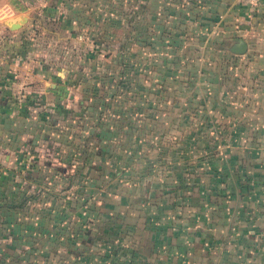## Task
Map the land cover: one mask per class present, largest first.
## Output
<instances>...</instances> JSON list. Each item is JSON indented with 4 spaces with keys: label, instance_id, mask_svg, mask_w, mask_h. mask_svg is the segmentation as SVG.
<instances>
[{
    "label": "crops",
    "instance_id": "obj_1",
    "mask_svg": "<svg viewBox=\"0 0 264 264\" xmlns=\"http://www.w3.org/2000/svg\"><path fill=\"white\" fill-rule=\"evenodd\" d=\"M34 5H52L51 18L94 21L89 34L101 29L97 21L122 19L118 10L128 5H141L135 8L137 20L143 19L149 33L158 18L167 22L175 16L176 22L189 23L186 36L197 43L173 44L175 79L178 70L182 73L180 57L188 52L193 75L220 84L218 93L213 83L206 90L210 98L215 93L212 100L219 107L199 116L209 118L210 133L224 135L217 148L238 150L240 157L234 162L229 152L221 157L232 164L222 174H191L193 185L186 192H168L148 174L122 170L107 176L108 157L81 139L97 125L89 126L92 116L70 110L76 105L66 101L70 77H57L54 63L40 62L30 48L18 50L26 23L13 30L2 25L19 22L14 19L19 15L35 21ZM181 25L177 32L184 36ZM237 38L244 41L241 52L233 50ZM174 96L175 104L183 101ZM72 112L81 118H72ZM153 115L167 118L168 109ZM112 129L120 131L116 125ZM233 131L241 134L237 143L229 140ZM104 145L100 139L98 146L106 150ZM82 149L87 158L77 155ZM113 153L112 160L119 159L121 148L117 145ZM82 158V170L65 173L66 162L78 169ZM89 196L93 227L86 232L76 215L81 197ZM184 196L186 205L178 199ZM94 245L111 247L108 264H264V0H0V264H70ZM91 256L107 264L100 255Z\"/></svg>",
    "mask_w": 264,
    "mask_h": 264
},
{
    "label": "rangeland",
    "instance_id": "obj_2",
    "mask_svg": "<svg viewBox=\"0 0 264 264\" xmlns=\"http://www.w3.org/2000/svg\"><path fill=\"white\" fill-rule=\"evenodd\" d=\"M37 6L38 5H34L33 8H31V12L36 16L35 21L27 20L26 22H23V24L26 23V33L22 36V38H19L18 35V38L21 39L19 41L20 44H16L18 50H20V48L22 49V47L24 48L23 50H26V48H30L31 50L29 51L32 52V54L30 55H34L35 58H38L40 62L45 63L47 61H51V63H54L55 66L53 68V72H55V75L57 77H60L62 75L70 77V81L73 84L72 86H70V91H72V98L76 99L75 92L80 93L83 98H87L88 103L86 106H84L82 113L85 112L88 116H92L94 118L96 115V111L98 112L101 108V100L95 95V90L100 88V80L102 78L100 77V75L98 76V78H95V76H89L90 71L86 69L81 70L79 69L78 65L84 64V62H86L85 66L87 67V65H89L93 59H99V54L105 51V44L113 42L120 38L124 31L125 33L129 32L127 31V28L124 27L125 21L122 19L123 25H121L119 21L112 22L108 19H105L101 22L97 21V25H99L101 29L99 31L97 30L96 34H89L87 33L88 29L92 26L94 21L90 20L83 22H74L65 20L64 18L60 17L57 18L56 16L51 18L48 16V13L52 12V5L49 6V9L45 8L47 5L43 6L42 8H40V6ZM170 6L173 7L172 11H174L176 7L174 2L171 3ZM111 9L112 14H115L116 12L113 9L117 10V6L113 5L111 6ZM41 10L47 14V18L39 17V15L41 14ZM176 20L177 19L175 18V16H173L172 21H160V19L158 18V21L153 22L152 31L156 33V35L155 41L152 40L154 41L152 44V48L148 52L150 61L147 67L145 66L143 70L137 73L139 81H142L143 84L145 83V89L147 90L148 99H151V101L148 102V105L146 103L149 111L145 112H150L151 116H147L150 121H148V119L146 118L145 126L146 129L147 127L151 130L153 128V132H146L145 136L147 138V141H139L141 144H143L144 147L141 150L144 151H141V154L139 151H137V154L129 156L127 160L130 161V166L125 168L124 170H127L126 172L130 171L134 175L139 174L141 176H144L145 174H148L152 177L154 176L153 178H155V182L157 181L156 183L159 182V185H166L169 188L168 192L171 191L170 189H172V186L176 185L175 182L179 181L178 185L176 187H173L172 190H175L177 188L181 189L182 192H186V190H191V186L193 185L191 181V174L197 173L198 175L206 177L211 173L209 170L212 169L227 171L232 167V164L228 165L227 163L225 164L223 162L217 164L216 156L224 157L229 152L233 159L232 162H234L236 161L234 159H237V155L240 153L235 149L227 151L226 153L223 148L216 149V140H220V134H218V132L210 133L209 128H211V124L208 120L209 118H203L202 116H199V114L202 113V111H206L207 108L212 107L210 109L216 110L219 105L215 100H212L214 99L215 94L213 91L211 92V98L210 96H207L206 93L207 88H210L213 82H210L207 77L205 78L204 76H200V78L199 75H193L192 72L194 71L192 69V65L190 64V61L185 59L186 55H189L188 52H184V55L182 54V56L180 57L181 64L179 63L180 65L178 64V67L182 71V73L181 75H179L180 71L178 70V80L175 79L176 63L174 60L175 51H173V44L177 42V44L197 43V41H192V38L186 36L185 32L186 30L190 29V24L187 22V24L185 22H183L184 24H182L181 21L176 22ZM160 22H162V27L158 26ZM134 24L132 23L133 28L135 27V31L137 34L132 43L133 45L131 47V51L135 50V53L139 55V59L142 60L143 55L146 57V43L144 42L149 40L147 38V36L149 35V29L143 21L138 20L134 22ZM177 24H182L181 26L185 28V37L179 35L182 33L177 32ZM2 25L7 27L5 22H2ZM114 25L120 26L112 28V26ZM161 28L162 30H164V33H161ZM8 34L3 33L5 37H8ZM91 35L92 37H90ZM11 38H14V42L17 41L15 36H10V39ZM166 44L168 45L167 51L163 47ZM86 48L88 50H86ZM116 53L117 51H114V54ZM128 53L129 52L123 55H129ZM83 54H88L90 55V57L87 58L86 55L84 56ZM30 55H28L29 58H31ZM112 57L113 55L106 61L108 62V66L110 64H114V61H112ZM128 57L131 59H134L136 57L138 59L135 54H131V56ZM99 60L101 61V65H105L103 64L105 63L104 59L101 58ZM151 61H154L158 65L161 62L162 67H159V70L157 67L150 68L153 65ZM64 64L66 66H69V70L65 71L66 67L64 66ZM165 66H168V69L166 70L168 80L165 85H162V82H164L161 80V78L163 77L162 69ZM126 71H128V69ZM206 71V69L204 71L200 69V73L203 72L206 74ZM71 72L74 73V76H71ZM95 73L97 74V72H94V75ZM103 74L104 80H106V82H108L110 85L111 78H113L112 72L110 71L109 74H107V72H104ZM186 74H190V78L187 79ZM113 76H115V72ZM167 76L165 77V80L167 79ZM198 82H200V84ZM160 84L163 87L166 86V89L160 90ZM192 85L194 87L193 89L195 90L193 95H191L192 92L190 90V86ZM219 87L220 84L218 85L216 83H213L212 85L213 90H216L217 93L220 91L218 90ZM103 90L106 94V97L108 96V93L113 92L112 86L106 87ZM140 91L144 92V85L140 89ZM166 92L168 93V95H165ZM174 95L183 96V101H178L175 104ZM116 97L117 94L115 95V98ZM170 97L173 98L172 101H170ZM189 98H191L192 101H189ZM108 100L109 101L107 102V106L105 104L107 110L109 109L107 112H109L113 106L112 95L109 96ZM202 101L203 107L200 103ZM71 104L73 106L75 102H71ZM163 109H168L167 118H159L153 115V113H155L156 111L158 112L159 110ZM108 114V120L111 121L112 115H110V113ZM101 115H104V113ZM159 129L165 131V133L160 134L158 132H154ZM139 133L143 132L140 130ZM156 134L159 135L155 136ZM209 135L211 136L210 138H208ZM240 135V133L233 131L232 133L228 134V137H231L232 143H237V140L241 139ZM159 137L161 138L159 139ZM149 139H151V141H148ZM131 140H133V142L135 140V142L138 143L136 134L134 137H131ZM149 143L152 144V147L150 149L146 148ZM159 143L162 144L161 147H154L159 145ZM138 153L141 156H138ZM160 178H162L163 180H160ZM207 182L208 181L202 182L201 186L205 187ZM178 199L180 201H184L183 204L186 205V196H184L183 198L180 197ZM95 247L96 245H94V247H92L93 249H91L88 254H85L82 259L78 261L73 260L69 263L99 264L96 263V259H101L96 256H91L95 254H98L100 255V257L105 258V260H103L104 263H111V261L106 259L112 253L111 247L103 245L98 246L97 248Z\"/></svg>",
    "mask_w": 264,
    "mask_h": 264
},
{
    "label": "trees",
    "instance_id": "obj_3",
    "mask_svg": "<svg viewBox=\"0 0 264 264\" xmlns=\"http://www.w3.org/2000/svg\"><path fill=\"white\" fill-rule=\"evenodd\" d=\"M137 6H133L132 8L128 5L126 6L125 9L119 8L118 11L120 15L123 17L122 19L125 21L124 27L127 28V31L129 32L125 33L124 31L122 36H120V38L104 45L105 52L103 53V58L105 60V63L103 64L105 65H101V61L99 59L92 60V62L89 65H87V67L85 66L86 62H84V64L78 65L79 69L81 70H85V69L89 70L90 71L89 76L91 77L95 76V78H98V76L100 75V77L102 78L100 80V88L95 90L96 94L94 93L97 96V98L101 100L102 108H100V110L96 113V117L94 118L91 117L88 120L89 126L95 127L97 125V127L94 128L93 132H90V133L88 132L87 135H83L81 139L83 143H88V144L93 143L92 145L96 147V151H98V153L101 152L104 157H108L109 159L108 170H106L107 171L106 173L105 168H104L103 172L107 174V176L109 177H112L116 173L119 174L120 171L130 166V161L127 160V158L131 155L137 154V151H139L141 154V151H144V150H141L144 146L139 141H142V140L147 141V138L145 136L146 132H153V128L152 130L148 127L146 129V126H145L146 118L148 119V121H150L148 117H150L151 115H150V112H145V111H149L148 107L146 106V103L148 105L147 90L145 89V83L143 84L142 81H139L137 73L143 70L145 66L146 67L148 66V63L150 61L148 57V52L152 48V44L155 41L156 33L152 31L151 33H149L148 36L146 35L147 38L149 39L144 42L146 43L145 44L146 45V57L143 55L142 56L143 59L142 60L139 59V55L135 53L136 51L135 50L131 51V47L133 45L132 43L137 34L135 31L136 30L135 27L133 28V25H132V23L134 24V22L138 21L137 17L139 16V14L135 12V8ZM122 19H119V22L121 25H123ZM140 21H143V19H140ZM113 50L117 51V53L114 54ZM127 52H129L128 53L129 55H123V54H126ZM238 52H241V51H238ZM131 54H135V56H137L138 59L136 57L134 59L129 58L128 56H131ZM112 55H113L112 61H114V64H110L108 66V62L106 61L109 59V57L111 58ZM88 57H90V55H88L87 58ZM175 57H176V54H175ZM151 62L153 65L150 68L157 67L159 70V67H162L161 62L159 65L155 63L154 61H151ZM127 69L128 71H126ZM167 69H168V66H165L162 69L163 70V77L161 78L162 81H164L165 77L167 76V72H166ZM66 70H69V68L66 67L65 71ZM93 70L94 72H97V74L95 73L94 75ZM110 71L112 72L113 75L115 72V76L112 75L113 78H111V84L109 85V83L106 82V80H104L103 73L107 72V74H109ZM186 75H187V79L190 78V74H186ZM71 76H74L73 72H71ZM143 85H144V92L140 91ZM109 86H112L113 92L108 93V96L106 97V94L103 89ZM164 88L165 87H163L160 84V90ZM190 88L192 92L191 95H193L195 92V90L193 89L194 88L193 85L190 86ZM70 94L71 96L68 97L69 100L67 101V103L71 104V102H75V105H76V108H73V109L70 108V110L73 111L74 109L79 108L81 111V109H83L84 106H86L88 103L87 98L85 99L82 97L80 93L75 92V97H76L75 99V98H72V91H70ZM116 94H117V97L115 98ZM110 95H112L113 106L110 109V111L107 112L108 110L106 109V106H107V102L109 101L108 98ZM102 97L104 98L102 99ZM189 101H192L191 98H189ZM200 103L203 107V101ZM102 113H104V115L101 117L100 115ZM108 113L112 115L111 121L108 120L109 119ZM72 115H74L72 118H75V119L81 118V115L79 113L76 114L72 112ZM105 125H106V129L104 128ZM113 125H116V129H120V131L119 132L113 131L112 129ZM99 127L101 128L100 134L98 131ZM140 130L143 133H139ZM154 132H158L160 134L165 133V131L160 130V129ZM228 133L229 132H227V134ZM135 134H136V139H138V143H136L135 140H134L135 143L133 142V140H131V137H134ZM218 134H220V139L223 140L224 135L221 133H218ZM157 135L159 134H156L155 136ZM210 137L211 136L209 135L208 138ZM160 138L161 137H159V139ZM100 139L101 141H104V144H105L104 146L106 147V150H103L104 148L101 149V146L100 147L98 146ZM229 140L231 141V137H229ZM148 141H151V139H149ZM108 142L109 143L111 142L112 145H110ZM217 144L218 142L216 140V147H217ZM117 145L119 146V148H121V153L119 154V157H118L119 159L114 158V160H112L110 156H114L117 153V152H114L115 154L114 153L112 154L113 151H116ZM161 145L162 144L159 143V145L154 146V147L159 148L161 147ZM151 147H152L151 143H149L146 146V148H149V149ZM80 151L81 152L77 151V155H81V153H83V157L87 158V153H88L87 150L82 149ZM138 156H141V155H139L138 153ZM221 157L222 156H216L217 164L219 161L220 162L222 161ZM239 157H240V154L237 155V158ZM85 164L86 162L82 158L79 163V167L77 169V165L75 162H66L65 164L66 172L65 173L69 175H74L76 172L82 170V168L86 166ZM59 168L62 169V165H60ZM209 171L213 175L218 174V173H221V174L223 173V170L221 171L218 169L217 170L212 169ZM83 173H86V171H83ZM219 181L221 180H218V179L216 181L214 180V183L216 184ZM178 183L179 181H176L175 182L176 185L172 186L171 188L173 189V187H176ZM93 203L94 201L90 199V196H89V197H81V202L78 204L79 207H82V208L81 209L79 208L80 210L77 212L76 217L78 218V220L83 219L81 224H83L82 228L85 229L86 232L89 231L88 229L91 230V228L93 227L92 221L89 220L90 218L89 213H90V210L92 209L91 207L93 206L92 205ZM71 238L73 240H76V236L74 235H71Z\"/></svg>",
    "mask_w": 264,
    "mask_h": 264
},
{
    "label": "water",
    "instance_id": "obj_4",
    "mask_svg": "<svg viewBox=\"0 0 264 264\" xmlns=\"http://www.w3.org/2000/svg\"><path fill=\"white\" fill-rule=\"evenodd\" d=\"M14 19H15V20H18L19 23L16 24V22H14V23H12V24H8V23L5 21V23H6V25H7L8 28H10V29H15V28L19 27L20 25H22V23L25 21V16H24V15H19V16H17V17L14 18ZM237 41H238L239 43L237 44V46H236L235 48H233L234 51H240L239 48H240L241 46L244 45V41H243V39H241V38H237Z\"/></svg>",
    "mask_w": 264,
    "mask_h": 264
},
{
    "label": "bare ground",
    "instance_id": "obj_5",
    "mask_svg": "<svg viewBox=\"0 0 264 264\" xmlns=\"http://www.w3.org/2000/svg\"><path fill=\"white\" fill-rule=\"evenodd\" d=\"M12 23H14V22H11V23H9V24H12ZM19 22H16V24H18Z\"/></svg>",
    "mask_w": 264,
    "mask_h": 264
}]
</instances>
